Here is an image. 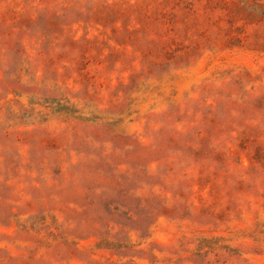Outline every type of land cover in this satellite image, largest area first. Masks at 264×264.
<instances>
[{
  "label": "rangeland",
  "instance_id": "1",
  "mask_svg": "<svg viewBox=\"0 0 264 264\" xmlns=\"http://www.w3.org/2000/svg\"><path fill=\"white\" fill-rule=\"evenodd\" d=\"M0 264H264V0H0Z\"/></svg>",
  "mask_w": 264,
  "mask_h": 264
}]
</instances>
